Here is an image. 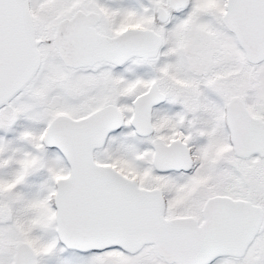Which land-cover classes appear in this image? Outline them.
Returning <instances> with one entry per match:
<instances>
[{
  "label": "snow or ice",
  "instance_id": "1",
  "mask_svg": "<svg viewBox=\"0 0 264 264\" xmlns=\"http://www.w3.org/2000/svg\"><path fill=\"white\" fill-rule=\"evenodd\" d=\"M0 264H264V0H0Z\"/></svg>",
  "mask_w": 264,
  "mask_h": 264
}]
</instances>
